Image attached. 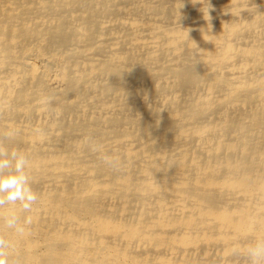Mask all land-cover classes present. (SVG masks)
Wrapping results in <instances>:
<instances>
[{
    "label": "bare ground",
    "instance_id": "obj_1",
    "mask_svg": "<svg viewBox=\"0 0 264 264\" xmlns=\"http://www.w3.org/2000/svg\"><path fill=\"white\" fill-rule=\"evenodd\" d=\"M9 131L39 195L0 209L9 264H248L264 240V0H0Z\"/></svg>",
    "mask_w": 264,
    "mask_h": 264
},
{
    "label": "clouds",
    "instance_id": "obj_2",
    "mask_svg": "<svg viewBox=\"0 0 264 264\" xmlns=\"http://www.w3.org/2000/svg\"><path fill=\"white\" fill-rule=\"evenodd\" d=\"M15 135V131H9L0 137V209L19 204L22 212L30 213L39 200L38 193L32 188L31 161L26 154L9 149L4 144V141L11 140ZM93 150L98 148L94 146ZM102 159L109 166L114 167L116 164L110 156L105 155ZM3 223L12 232L23 234L25 224H30L31 219L27 217L22 220L20 215L11 211L3 217ZM11 250V242L0 236V264H9ZM244 258L248 264H264V240L250 245L244 252Z\"/></svg>",
    "mask_w": 264,
    "mask_h": 264
}]
</instances>
